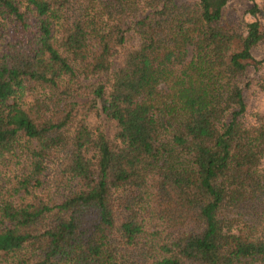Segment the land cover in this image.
Masks as SVG:
<instances>
[{"label":"trees","instance_id":"16d2710c","mask_svg":"<svg viewBox=\"0 0 264 264\" xmlns=\"http://www.w3.org/2000/svg\"><path fill=\"white\" fill-rule=\"evenodd\" d=\"M228 1L0 0V158L29 143L0 264H264V1Z\"/></svg>","mask_w":264,"mask_h":264},{"label":"rangeland","instance_id":"374dc122","mask_svg":"<svg viewBox=\"0 0 264 264\" xmlns=\"http://www.w3.org/2000/svg\"><path fill=\"white\" fill-rule=\"evenodd\" d=\"M263 1L229 0L223 7V16L228 19L239 18L244 19L245 22H250L253 20V17L248 13L249 8H251L254 2L261 6ZM258 19L264 26V17H259ZM8 27H10L9 23L0 20V53L5 48L8 39ZM137 44L134 39L129 38L124 44L122 51L133 49ZM234 48L236 51L241 50L240 43L235 42ZM251 53L259 63L248 65L247 81L250 82V85L244 88V98L247 107L245 117L248 122H252L257 114H264V43L253 47ZM190 55L191 47H189V55L187 58ZM117 62L115 61V63ZM27 96L48 97L49 94L46 89L39 87L37 84L28 83ZM28 145L29 143L25 138H20L15 151L0 158V194L5 193L8 188L14 187L26 172L28 168ZM262 162L264 165V156ZM32 255V252L28 248L20 252V254H17L20 258L26 256L24 258L26 260L32 259ZM10 257L8 256L7 260Z\"/></svg>","mask_w":264,"mask_h":264}]
</instances>
